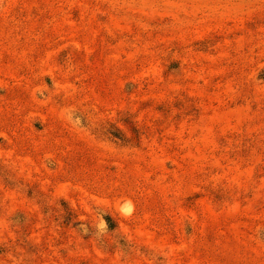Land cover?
<instances>
[{
  "label": "rangeland",
  "instance_id": "1",
  "mask_svg": "<svg viewBox=\"0 0 264 264\" xmlns=\"http://www.w3.org/2000/svg\"><path fill=\"white\" fill-rule=\"evenodd\" d=\"M0 264H264V0H0Z\"/></svg>",
  "mask_w": 264,
  "mask_h": 264
}]
</instances>
